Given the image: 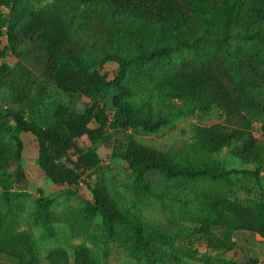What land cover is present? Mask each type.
Returning a JSON list of instances; mask_svg holds the SVG:
<instances>
[{
    "label": "rangeland",
    "instance_id": "rangeland-1",
    "mask_svg": "<svg viewBox=\"0 0 264 264\" xmlns=\"http://www.w3.org/2000/svg\"><path fill=\"white\" fill-rule=\"evenodd\" d=\"M130 1L153 17L144 19L129 11L120 15L104 4L77 0H14L2 8L0 69L5 72L0 115L20 112L35 128L57 127L69 113H83L89 102L44 84L30 47L7 46V24H20L25 10L33 9L62 21L67 37L82 46L81 57L89 70L112 77L118 64L105 56L131 60L121 82L128 91L123 101L135 115L157 121L152 130L114 127L111 99L115 92L100 87L92 94L101 97L108 118L106 141L94 145L100 162L71 187H55L44 178L30 133L18 134L19 149L11 133L0 130V223L5 235H27L37 264H51L59 252L66 254L68 264H74L78 249L87 251L90 264H242L250 260L264 264V235L219 228L210 209L213 203L232 204L246 214L258 205L264 208V159L240 158L246 148L241 141L211 151L203 138L205 129L219 126L264 142V44L244 38L264 21V0H240L233 16L216 13L211 3L205 11L190 12L184 25L157 23L155 16L165 13L158 7L160 0ZM158 51L163 54L152 56ZM53 54L56 71L62 75L68 71L66 60L60 53ZM126 137L163 152L176 166L201 168L205 173L169 178L151 171L138 183L111 150L113 142ZM19 170L27 178L22 189L11 186L6 178ZM95 184L106 189L125 222L108 223L89 208L87 186ZM41 200L44 210L39 207ZM203 226L226 247H210L201 233ZM0 264L19 263L0 254Z\"/></svg>",
    "mask_w": 264,
    "mask_h": 264
},
{
    "label": "trees",
    "instance_id": "trees-1",
    "mask_svg": "<svg viewBox=\"0 0 264 264\" xmlns=\"http://www.w3.org/2000/svg\"><path fill=\"white\" fill-rule=\"evenodd\" d=\"M14 0H0V36L5 22L1 15L2 8H7ZM59 1V0H56ZM74 1V0H67ZM91 4H104L107 8L117 11L120 15L129 11L144 19H150V11L134 6L130 0H77ZM158 7L165 13L155 16L157 23L172 25L187 24L191 18L190 12L205 9L212 3L216 13L224 16H233L240 9V0H160ZM155 21V20H154ZM244 38L250 43L264 44V21L254 25L251 30L244 34ZM7 46L18 47L25 45L30 47L36 54L33 57L34 68L44 84L53 86L71 95H79L89 99L83 113L71 112L61 126L35 128L26 121L20 112L7 111L0 115V130L9 131L21 148L18 134L30 133L37 149V165L44 178L55 187H71L76 185L81 177L94 170L100 158L94 147L95 143L104 140V132L108 123L101 97L97 99L92 94L98 93L100 87L113 90L115 94L111 99L113 114L111 125L122 130L141 128L152 130L157 121L141 118L133 113L129 104L123 101L128 91L122 86L125 72L132 62L120 60L116 55L105 56V59L118 64V71L109 77L107 73L97 70H89L81 57L82 46L71 41L64 33V25L50 12L38 13L33 9H27L23 13L20 24L8 23L6 30ZM8 48V47H7ZM6 51V50H5ZM53 51L64 56L68 65V71L59 75L56 71V61ZM4 50L0 49V58ZM162 51L152 53L162 55ZM4 68L0 69V86L4 75ZM217 85V82L212 86ZM8 121L13 123L9 128ZM204 140L211 151L241 141L246 148L240 154L242 159H264V142L256 143L247 133L237 129L212 126L204 130ZM89 143L87 146L84 142ZM250 141L249 145L247 142ZM109 145V142H107ZM115 157L123 160L134 176L136 182L141 183L147 172H158L169 178L180 176L194 177L205 173L201 168L179 167L170 162L166 154L148 145L137 143L130 137L116 140L111 146ZM262 171L256 172L257 176ZM9 184L17 189L27 185V178L22 170L16 175L6 176ZM91 196L89 208L104 217L106 222H125L126 218L116 206L106 189L100 184L92 187L87 186ZM39 207L44 210L46 204L39 201ZM214 214V225L222 229L250 231L264 235V208L261 205L255 207L252 214H246L235 205L220 203L210 204ZM201 233L206 235L212 248L224 249L226 244L223 240L208 228H200ZM0 254L12 257L19 264H37L29 238L25 234L7 236L0 223ZM74 264H90L88 253L85 249H78L74 255ZM51 264H68L64 252L56 253L51 258ZM242 264H256V261H248Z\"/></svg>",
    "mask_w": 264,
    "mask_h": 264
}]
</instances>
